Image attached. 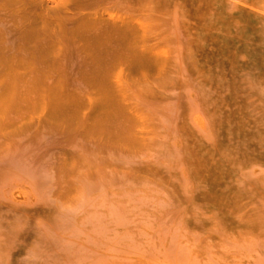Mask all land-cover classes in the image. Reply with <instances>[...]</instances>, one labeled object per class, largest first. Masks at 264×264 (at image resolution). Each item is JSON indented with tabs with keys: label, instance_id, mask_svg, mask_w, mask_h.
<instances>
[{
	"label": "rangeland",
	"instance_id": "obj_1",
	"mask_svg": "<svg viewBox=\"0 0 264 264\" xmlns=\"http://www.w3.org/2000/svg\"><path fill=\"white\" fill-rule=\"evenodd\" d=\"M0 264H264V0H0Z\"/></svg>",
	"mask_w": 264,
	"mask_h": 264
},
{
	"label": "bare ground",
	"instance_id": "obj_2",
	"mask_svg": "<svg viewBox=\"0 0 264 264\" xmlns=\"http://www.w3.org/2000/svg\"><path fill=\"white\" fill-rule=\"evenodd\" d=\"M32 56H33V55H32ZM43 57H44V56H43ZM32 58H33V57H32ZM33 59H34V60H36V57H35V58H33ZM34 60H33V61H34Z\"/></svg>",
	"mask_w": 264,
	"mask_h": 264
}]
</instances>
